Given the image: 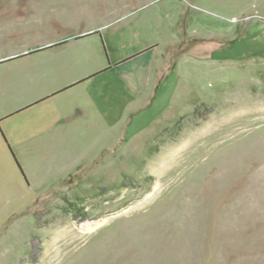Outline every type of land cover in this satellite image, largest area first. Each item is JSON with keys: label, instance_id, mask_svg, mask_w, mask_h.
Returning a JSON list of instances; mask_svg holds the SVG:
<instances>
[{"label": "rangeland", "instance_id": "rangeland-1", "mask_svg": "<svg viewBox=\"0 0 264 264\" xmlns=\"http://www.w3.org/2000/svg\"><path fill=\"white\" fill-rule=\"evenodd\" d=\"M0 264H264V0H0Z\"/></svg>", "mask_w": 264, "mask_h": 264}, {"label": "crops", "instance_id": "crops-1", "mask_svg": "<svg viewBox=\"0 0 264 264\" xmlns=\"http://www.w3.org/2000/svg\"><path fill=\"white\" fill-rule=\"evenodd\" d=\"M90 39L98 40V43L102 46L104 45V43L107 44V40H106L107 37L105 35H101L97 31H95L92 33L85 34L79 38H75L74 40H72V42L65 41V42L58 43L56 45L46 47L47 48L46 50H50V51H49V56H48L47 61L43 60V62L47 64V67L49 68L50 72H54L55 74L58 73V79L62 78L64 80L61 81L60 84H58L59 86L56 88V90H54V92L48 94L50 96H45L43 98L42 97L39 98L40 100L38 99L37 103H38V101L44 102L45 100H49L50 98L57 96L58 94L62 93L64 90L71 88L75 85L83 84L87 81H90V80L96 78L99 74H101L104 71L110 72L111 70H114V71L119 72V73L120 72L124 73L121 70V68H123L124 66L130 65L136 59V57H134L135 58L134 59L132 57L129 58L130 57L129 56L128 57L129 60L126 62H123L125 57L114 60V61L111 60V64H109V66L107 68H104V69L100 68V67H98L100 69L94 68L90 73H95V74H85V76H81V77L77 78L75 80V82L70 81L66 77L65 71L72 66L69 64H71L73 62L72 57H73L75 52L81 56L84 49H85V51L90 50L89 45L91 43L90 44L88 43V41ZM38 52H40V51H38ZM91 52H93V50H91ZM146 55H148V53H146L144 55H140L139 58H142L143 56H146ZM121 62H123V63H121ZM40 71H41L40 66H39L38 71L33 70V72H38V73ZM120 75L123 76L125 83L130 85V87H132V88L139 87L140 85H144V87H145L146 84L149 82V78L147 76L145 77V79H144L145 81H144L142 79L132 80L131 76L129 77L126 73H124V75L120 73ZM35 78H39V76H38V74L34 73V79ZM65 109H66V107L64 106L63 108L60 109V113L57 117H55L52 120H49V128L56 127L59 125L62 126V123L67 124V121L69 120L70 116L68 113H66ZM66 130H68V129H66Z\"/></svg>", "mask_w": 264, "mask_h": 264}, {"label": "bare ground", "instance_id": "bare-ground-1", "mask_svg": "<svg viewBox=\"0 0 264 264\" xmlns=\"http://www.w3.org/2000/svg\"><path fill=\"white\" fill-rule=\"evenodd\" d=\"M97 225V224H96ZM90 226H93L92 223L85 225L86 229L89 230Z\"/></svg>", "mask_w": 264, "mask_h": 264}]
</instances>
